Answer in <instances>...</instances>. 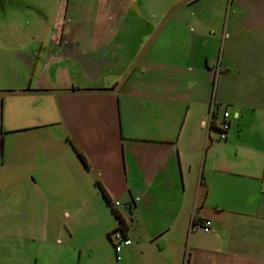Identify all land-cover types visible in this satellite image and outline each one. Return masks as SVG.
Segmentation results:
<instances>
[{
	"label": "crops",
	"instance_id": "0c3cea01",
	"mask_svg": "<svg viewBox=\"0 0 264 264\" xmlns=\"http://www.w3.org/2000/svg\"><path fill=\"white\" fill-rule=\"evenodd\" d=\"M52 1L0 0V209L74 264H264V0Z\"/></svg>",
	"mask_w": 264,
	"mask_h": 264
},
{
	"label": "rangeland",
	"instance_id": "374dc122",
	"mask_svg": "<svg viewBox=\"0 0 264 264\" xmlns=\"http://www.w3.org/2000/svg\"><path fill=\"white\" fill-rule=\"evenodd\" d=\"M31 2L41 3V0H29ZM56 3V0L49 2ZM25 6L22 3H10L7 5V12H10L13 16L22 15V10ZM30 14H33L34 10L27 9ZM0 11H4L0 7ZM35 14V13H34ZM32 16V15H29ZM25 17L18 18L17 21L25 22ZM32 19V18H31ZM16 208L18 204L14 201ZM121 208V207H120ZM123 209V206L122 208ZM3 220L0 223V264H74L72 248L69 245L62 244L56 245L53 240L57 235V227L53 223H29V221H22L20 218L22 212L18 210H10L7 213L3 209H0ZM89 212L84 211L80 213L79 217H82L79 225L75 226L74 232L78 240L84 241L86 237H93L97 235L101 230L105 229L109 223L115 226L114 215L111 211L105 210V208H96L95 212L101 218L99 221L89 222ZM5 215V216H3ZM30 217L31 212L28 211ZM13 217V218H12ZM49 217L51 218V211H49ZM54 217V214H53ZM11 218L14 222L8 224L5 219ZM18 218V219H16ZM53 221V220H50ZM115 228V227H114ZM62 233L67 234L65 228ZM68 240V239H67ZM11 246V248L8 247ZM114 247V246H113Z\"/></svg>",
	"mask_w": 264,
	"mask_h": 264
},
{
	"label": "built area",
	"instance_id": "2783aa9c",
	"mask_svg": "<svg viewBox=\"0 0 264 264\" xmlns=\"http://www.w3.org/2000/svg\"><path fill=\"white\" fill-rule=\"evenodd\" d=\"M231 112L226 108L222 110L220 121L218 122V131H219V138L220 139H226L228 135V131L231 126ZM120 204L119 201H115V206H118ZM211 220L206 219L205 222L202 225V228L204 231H210L211 230ZM110 239L112 240L115 252H116V258L119 260L121 259L122 255L121 252L124 247L130 246L132 244L131 237L128 236V234L119 226H116L110 233H109Z\"/></svg>",
	"mask_w": 264,
	"mask_h": 264
},
{
	"label": "trees",
	"instance_id": "16d2710c",
	"mask_svg": "<svg viewBox=\"0 0 264 264\" xmlns=\"http://www.w3.org/2000/svg\"><path fill=\"white\" fill-rule=\"evenodd\" d=\"M100 186V189L104 192L105 196L107 197V194H106V191L105 189L103 188V186L101 184H99ZM109 200V199H108ZM112 209L114 210V213L116 215V217L119 219V224L118 226L120 228H122L125 232L127 231V228H126V222H125V219L123 218V216L121 214H119V212L115 209V207H112Z\"/></svg>",
	"mask_w": 264,
	"mask_h": 264
}]
</instances>
